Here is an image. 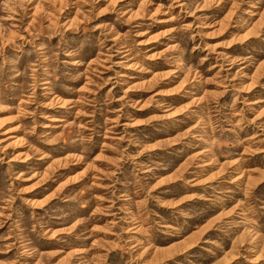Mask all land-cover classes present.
<instances>
[{
  "label": "rangeland",
  "instance_id": "374dc122",
  "mask_svg": "<svg viewBox=\"0 0 264 264\" xmlns=\"http://www.w3.org/2000/svg\"><path fill=\"white\" fill-rule=\"evenodd\" d=\"M0 264H264V0H0Z\"/></svg>",
  "mask_w": 264,
  "mask_h": 264
}]
</instances>
